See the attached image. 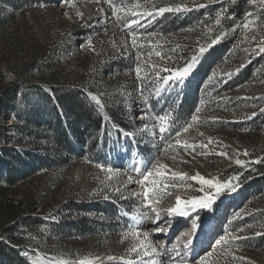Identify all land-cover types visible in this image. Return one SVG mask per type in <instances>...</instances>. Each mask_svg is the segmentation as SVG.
Here are the masks:
<instances>
[{"label": "rangeland", "instance_id": "374dc122", "mask_svg": "<svg viewBox=\"0 0 264 264\" xmlns=\"http://www.w3.org/2000/svg\"><path fill=\"white\" fill-rule=\"evenodd\" d=\"M178 6L179 12L157 14L161 7ZM114 7L125 11L116 14ZM169 22L176 29L162 32ZM133 33L136 45L131 43ZM224 40L228 43L221 46ZM261 48L264 0H0V85L15 80V73L28 66L23 89L8 100L0 116L3 175L11 171L20 176L28 170L27 179L6 194L33 202L35 209L31 225L19 231L31 242L14 246L24 251L30 264H57L60 259L78 264L89 256L99 258L95 264H153L154 253L131 251L138 242L124 234L137 229L143 239L142 233L155 230L140 229L137 214L168 210L177 197L203 195L202 185L190 179L199 173L231 180L236 191L222 195L211 210L179 216L187 241L201 244L196 252L201 255L181 264H200L213 250L211 264H264V183H240L223 174L240 157L241 166L253 169L248 156L264 144ZM193 56L196 66L182 83L164 84L156 76L158 69L163 77L170 74L162 71L165 68L184 67ZM89 93L100 99L102 111ZM81 104L102 117L101 130L84 129ZM110 112L117 115L116 122ZM165 113L170 117L161 132L157 117ZM194 115L199 119L193 121ZM122 123L133 129L125 130ZM189 124V131L183 132ZM78 128L84 129L81 149L73 139ZM183 142L196 147L185 149ZM3 147L13 149L11 157ZM155 162L168 166L158 182L167 185L170 194L161 187L154 210L144 206L142 195L131 194L143 192L138 182ZM97 165L119 175L109 178ZM137 167L140 172L134 171ZM174 172L186 174L185 179L174 177ZM129 176L137 183H128ZM197 214L199 226L191 235L187 231L193 229ZM205 233L204 241L199 240ZM189 249L183 257L191 254ZM169 252L161 259L165 264Z\"/></svg>", "mask_w": 264, "mask_h": 264}, {"label": "snow or ice", "instance_id": "6c2138e0", "mask_svg": "<svg viewBox=\"0 0 264 264\" xmlns=\"http://www.w3.org/2000/svg\"><path fill=\"white\" fill-rule=\"evenodd\" d=\"M70 3V0H68ZM42 6V5H41ZM136 7H139V5H136ZM122 11H125V9L120 8V7H114V12L116 14L121 13ZM130 11V10H129ZM181 11V7H161L158 9L157 14L162 15L165 12H179ZM137 13H133V15H136ZM78 16L82 17V13H77ZM147 15L151 16L152 12H147ZM117 19H120V16L117 15ZM132 23H137L136 20H132ZM217 23H220L219 20H217ZM251 23V22H249ZM245 28L248 27V24L244 25ZM89 45L91 44V40L89 39ZM131 43L132 45H136L137 43V37L136 34L133 33L131 37ZM212 43H216L215 40L212 41ZM261 51H264V48L260 49ZM205 51V48L201 47L199 48V52L203 53ZM156 56L162 57V54L160 52L155 53ZM197 62V57L193 56L191 58V62L187 63L184 67L179 68V69H163L162 71L170 73L168 75H165L163 77H160V71H156V76L161 78L163 80L164 84H169V82H180L182 83L185 78L192 72V70L195 68ZM155 68V65H153ZM135 72L137 76H140L141 73V68L139 66L136 67ZM89 96L91 97V100L94 101L99 109L102 111L103 110V104L101 103L100 99L89 93ZM203 103V102H202ZM201 111V108H196V113L198 114ZM170 117V113H165L163 116L157 117V119L160 121L161 128L160 131H166V128L163 127V125L167 124L168 120ZM13 119H15V116H13ZM199 119L198 115H194L192 117L193 121H196ZM192 127L191 124H189L187 127L183 128V132L187 133L189 129ZM145 129H147V126H145ZM128 135H131L130 133ZM180 133H177V139H176V144L179 145L182 143V141L179 139ZM209 142H212L211 138H209ZM169 148L172 147V145L168 146ZM183 147L185 149H195L196 145L194 144H188L187 142H183ZM200 147L202 148H207L206 144H201ZM222 156H226L227 153L221 152L219 153ZM247 154V152H245ZM237 164H242L243 161L237 160ZM102 171L106 172L109 174V178L114 175H119L118 172H114L113 169L111 168H106L104 165H97ZM168 166L166 164H161L159 162L155 163H150L148 167L144 169L142 172V179L138 182L140 185H144L145 182H150L151 186L146 187L142 193H132L131 195L133 196H139L142 195L144 198V206L145 207H153L155 210V204L159 203L161 197L159 195L161 191V187H163L165 194H170L167 192V185H161L158 182L159 177H165L166 176V169ZM134 171L140 172V168L137 167L134 169ZM174 177H179L181 180L185 179L186 174L182 173H172ZM191 180L193 181H198L202 187L200 188V192L203 193V195H197L193 196L188 199H181L177 197L176 204L174 207L169 208L167 210L169 215H178L180 217H188L191 213L197 212V210H211L213 208V205L216 203V201L224 194L228 192H235L236 187L233 186L231 180H225L221 181L219 178L214 177L211 179L205 178L204 176L200 175L197 173L196 175H193L190 177ZM232 179H238V177H234ZM127 182L128 183H137L132 179V177H127ZM203 186H207L206 188ZM118 190V189H117ZM147 214H137V220H144L147 219ZM160 218L159 212L157 211L156 213V220L158 221ZM200 220L199 214L196 215L195 220L193 221V231L199 226L198 221ZM259 235V233H257ZM128 235H131L132 237L136 238L137 244L131 248V251L136 252V251H142L144 255H151L152 253H157L158 250L156 249L155 246H151V241L149 239V234L147 232L142 233L143 239H140L141 237V232L137 229H132L130 232L125 233L124 236L125 238L128 237ZM230 234L225 235L222 238V241L224 243H227L229 240ZM232 239H238V237H231ZM192 243V240L189 239L185 244H184V249H188L189 245ZM149 247L151 248V251H149ZM179 245H173L172 249H169V251H175L176 255H179ZM215 250L213 252H208L206 256L202 257L200 259V264H211V258L214 255ZM99 259L98 257H84L79 259L78 264H95V261ZM116 257L109 256L108 260H115ZM33 264H37L36 261L33 262ZM57 264H69V261L60 259L57 261Z\"/></svg>", "mask_w": 264, "mask_h": 264}, {"label": "trees", "instance_id": "16d2710c", "mask_svg": "<svg viewBox=\"0 0 264 264\" xmlns=\"http://www.w3.org/2000/svg\"><path fill=\"white\" fill-rule=\"evenodd\" d=\"M240 13H238V17H240ZM169 26L162 28V32L167 33L170 30H174V26L172 24L167 23ZM218 32V28H216L212 34L216 35ZM228 42L226 40L221 42L222 45H226ZM193 46H190L188 49H192ZM186 55V52L184 53ZM188 61V58L185 59ZM185 63V62H184ZM28 66L22 68L19 72L15 73V80L9 83L0 85V116L5 112L7 102L14 96L19 90L23 89L26 77V69ZM173 67V66H172ZM54 95L58 97L60 101V96L57 94L56 89L52 88ZM80 117L83 118L85 123L84 129L90 127L95 130L102 129V117L91 110L90 108H84L79 105ZM109 118L111 121L116 122L118 120L117 115L114 112L109 113ZM121 127L125 130L133 129L132 126L122 123ZM83 130L78 128L73 136V139L77 140V144L83 147L84 136ZM4 127H0V134L4 135ZM58 144H62L63 141L61 139L56 140ZM1 151L5 154V156L11 157V152L13 149L3 147ZM238 160L243 161L242 157ZM247 161L252 163L253 169H245V166H241V164H233L226 170H224L223 174L226 175L225 178L229 177H238L240 179V183H252L259 185L261 182L264 183V144L260 147L254 148L249 156ZM24 170L22 175H15L11 173V171L5 172L3 175V171L0 167V216H1V225H2V238L0 240V264H30L29 258L26 257V254L23 250L18 249L17 245H24L26 242H31L27 240L25 232H19L21 229H25L22 227H27L31 225V214L35 211L33 207V202H29L27 200H17L14 198H9L7 196V190L12 189L17 186L20 180L27 179L26 173ZM8 245H7V244Z\"/></svg>", "mask_w": 264, "mask_h": 264}, {"label": "bare ground", "instance_id": "6f19581e", "mask_svg": "<svg viewBox=\"0 0 264 264\" xmlns=\"http://www.w3.org/2000/svg\"><path fill=\"white\" fill-rule=\"evenodd\" d=\"M151 186L149 182H145L144 186L141 187L142 191H144V189L146 187H149ZM139 193H140V190H138ZM174 207V205H171L170 208ZM153 211V210H152ZM159 220L157 221L156 220V213L157 212H142V214L146 213L147 216H150L152 215V218L153 220H148V219H144V220H141L140 221V229H144L143 231L147 230V228H149V226H153V229L155 230L154 232L152 231H148V234H149V239L151 241V246H155L156 249L158 250L157 253H154V257H153V260H155V262H153V264H165L163 261H161V259L163 258V255L169 251L167 250V248L170 246V247H173V245H182L180 246V248L178 249L179 252H182L179 254V255H176V252H172L170 251L169 252V258L170 260L168 261L167 264H181L182 261L184 262H190V257H196V256H200L201 254H196L197 252V249H199V247L201 246V244L198 242L196 245H192V243L189 245V248L191 247L190 250V255L186 256V257H183V253L186 252L188 249H184V244L187 242V238L188 236L186 235V231H182L183 230V221H180L179 220V216L178 215H169L167 210L163 209V210H159ZM171 222H174L173 226H172V223ZM165 224L168 225L167 229H163V228H160V229H156L158 227H162L164 226ZM192 227V226H191ZM146 232V231H145ZM189 232L191 235H195V231H193V229L191 231H187ZM162 233V234H161ZM164 233V234H163ZM181 233V236L178 238V234ZM206 234L201 236V238L199 240H203L204 241V238L206 237ZM196 237V236H195ZM194 237L193 239V243L195 242L196 238ZM164 239L165 240V243L164 244H159V242L157 241L158 239ZM182 238V241H179V239ZM201 240V241H202ZM206 241V240H205ZM150 249V247H149ZM181 249V250H180ZM200 253V251H199ZM153 256V255H152ZM184 264V263H183ZM186 264V263H185ZM189 264V263H187Z\"/></svg>", "mask_w": 264, "mask_h": 264}]
</instances>
